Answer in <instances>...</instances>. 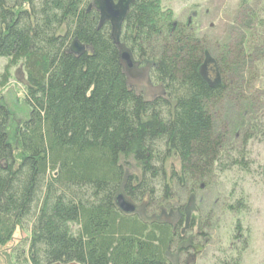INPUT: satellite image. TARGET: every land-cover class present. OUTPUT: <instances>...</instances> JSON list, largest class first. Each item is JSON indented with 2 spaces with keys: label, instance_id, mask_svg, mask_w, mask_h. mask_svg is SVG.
I'll return each instance as SVG.
<instances>
[{
  "label": "trees",
  "instance_id": "16d2710c",
  "mask_svg": "<svg viewBox=\"0 0 264 264\" xmlns=\"http://www.w3.org/2000/svg\"><path fill=\"white\" fill-rule=\"evenodd\" d=\"M92 1L0 0V87L21 65L30 110L9 141L0 97V248L16 230L29 233L11 264H173L176 241L180 252L192 248L183 234L196 218L189 206L171 207L172 186L186 188L191 202L214 173L249 172L244 151L225 148L214 127L225 57L208 58L205 42L189 24L171 22L163 0H137L119 43L161 88L144 98L127 82L110 26L99 28L98 13L88 10ZM73 41L84 46L82 55L70 53ZM129 158L139 176L125 174L121 161ZM172 158L178 172L168 169ZM119 195L147 209L168 205L175 220L124 214Z\"/></svg>",
  "mask_w": 264,
  "mask_h": 264
},
{
  "label": "rangeland",
  "instance_id": "374dc122",
  "mask_svg": "<svg viewBox=\"0 0 264 264\" xmlns=\"http://www.w3.org/2000/svg\"><path fill=\"white\" fill-rule=\"evenodd\" d=\"M241 1L161 2L163 11H170L173 24L189 23L194 37L205 42L208 58L216 61L225 57L229 71L222 76L217 74L218 83L225 89L212 112L214 127L223 135L225 148L232 152L244 151L249 168L247 173L237 168L214 173L194 189L191 202L186 188L172 186L171 207L189 206L197 228L183 234L191 238L192 248L180 252L176 250L177 241L172 246L173 264H264V176L261 171L264 167V0ZM5 64L6 60L0 59V74ZM211 70L204 73L208 81L213 79ZM10 73L8 83L0 87L1 101L9 116V141L30 114L24 100L26 77L21 65ZM126 77L131 89L144 98L152 99L161 93L160 86L151 81L148 68L138 65L126 71ZM247 133L250 138L244 144ZM121 162L127 176L140 175V167L133 159ZM171 168L178 172L174 158L168 164V169ZM231 205L238 207L230 210ZM136 207V214L144 219L151 217L170 224L175 220L165 208L168 205L151 209L144 205ZM236 223L241 230L239 236L235 232ZM28 234L16 230L12 241L0 248V264H11L12 251L19 248Z\"/></svg>",
  "mask_w": 264,
  "mask_h": 264
},
{
  "label": "water",
  "instance_id": "95a60500",
  "mask_svg": "<svg viewBox=\"0 0 264 264\" xmlns=\"http://www.w3.org/2000/svg\"><path fill=\"white\" fill-rule=\"evenodd\" d=\"M136 1L137 0H117L114 2L113 0H93L88 7V10L94 9L98 13L99 28L106 22L112 25V36L115 39V45L119 49L120 61L125 70L132 68L133 61L130 52L119 43V35L129 7ZM69 51L74 55L80 56L85 52V48L78 41H73L69 47ZM205 81L208 82L207 80ZM115 203L119 211L124 214H132L135 211V206L126 201L122 195L117 196Z\"/></svg>",
  "mask_w": 264,
  "mask_h": 264
},
{
  "label": "flooded vegetation",
  "instance_id": "af4514ba",
  "mask_svg": "<svg viewBox=\"0 0 264 264\" xmlns=\"http://www.w3.org/2000/svg\"><path fill=\"white\" fill-rule=\"evenodd\" d=\"M114 2H116L117 0H113ZM131 7V6H130ZM130 7H129V9H130ZM129 12V11H128ZM109 26H110V28L112 27V25L110 24V23H108V22H106ZM186 24H189V23H186ZM137 66V64H136V62L135 63H133V65H132V68L131 69H133V68H135ZM131 69H129V70H131ZM126 71H128V70H126ZM125 199V198H124ZM126 201H128L127 199H125ZM129 202V201H128ZM131 203V202H130ZM135 206V205H134ZM137 213V208H136V206H135V211H134V214H136Z\"/></svg>",
  "mask_w": 264,
  "mask_h": 264
}]
</instances>
